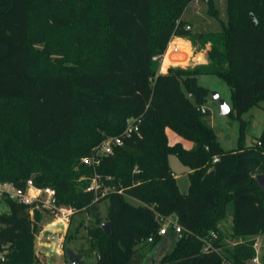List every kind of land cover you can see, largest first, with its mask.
Wrapping results in <instances>:
<instances>
[{
    "label": "trees",
    "instance_id": "1",
    "mask_svg": "<svg viewBox=\"0 0 264 264\" xmlns=\"http://www.w3.org/2000/svg\"><path fill=\"white\" fill-rule=\"evenodd\" d=\"M192 1L0 0V182L24 187L38 172L34 183L53 187L58 205L91 215L94 264H128L138 248L155 244L168 216L182 229L160 264H248L253 238L264 235V191L256 179L264 174V129L245 145L241 120L238 148L224 150L209 111L200 110L208 91L196 83L198 74L223 77L237 117L264 102V0H226L227 20L217 32L191 31L181 15ZM206 2L217 17L213 0ZM171 36L195 48L210 43L208 62L184 68L171 41L164 66L181 67L159 72ZM131 117L140 119L138 133L95 168L80 161L106 136L121 134ZM168 131L191 147L169 144ZM169 155L190 170L187 193ZM94 173L110 188L98 199L87 189ZM105 199L102 218L98 203ZM0 202L7 208L0 212L7 263L42 264L33 251L34 224L46 210L7 196ZM228 203L232 235L241 238L232 247L219 227ZM74 236L66 231L63 249L86 255L71 246Z\"/></svg>",
    "mask_w": 264,
    "mask_h": 264
},
{
    "label": "rangeland",
    "instance_id": "2",
    "mask_svg": "<svg viewBox=\"0 0 264 264\" xmlns=\"http://www.w3.org/2000/svg\"><path fill=\"white\" fill-rule=\"evenodd\" d=\"M208 3L206 0H194L192 1L187 8L182 13L181 17L184 21L190 23L191 31L193 32H217L221 29V23H225L227 20L226 13V0H213V8L216 9L218 16L215 17L208 12ZM177 37V38H176ZM176 38V39H175ZM178 36H171L167 45L164 54L161 57H158L161 62V66L159 65L158 70L160 71V67H181V66H164L168 65L166 62L165 54L169 47V43L171 41L177 42V47H175L176 56L179 59V63L185 65L184 68L189 66H194L197 64H205L208 62L207 53L211 48V44L207 43L204 46L199 48L192 47L191 49V57L188 62V57L190 55V46L188 43H184L183 41H177ZM185 39V38H183ZM37 48H41L42 44H37ZM171 48V47H170ZM170 48L168 51H170ZM198 55H202L203 61L195 60L194 58ZM196 83L207 89V101L203 106L205 110L209 111L207 116L210 125L217 137L220 146L224 150L238 148L239 146V136H240V125L241 120L246 121L244 124L245 132L243 137V144L249 145L250 143L255 142L259 136L261 135L264 129V102L260 103L259 106H252L247 111L239 115L237 117L236 110L233 108V102L231 97V88L227 81L217 75V74H198L196 75ZM213 93L217 94L216 98L213 97ZM224 101L230 108V113L221 114L220 113V105L221 102ZM168 161L171 166V170L174 174H176V183L179 187L180 192L187 193L189 179L188 173L190 172L189 168L184 166L175 155H169ZM38 172H33L30 175V178L34 180V178L39 177ZM127 199L133 204H139L140 202L136 199L127 197ZM61 206L68 207L65 204H60ZM108 201L107 199L102 200L98 203L99 211L102 218L105 217L107 211ZM7 211V208L3 202H0V212ZM43 218L42 221L34 224V241H33V251L42 264H59L65 261V257L63 254H56L55 251H48L47 254L44 252H40L38 250V239L37 236L40 230L50 222L55 213L52 211L46 210L42 212ZM232 207L231 203H228L226 206V214L222 222H220L219 227L222 232L223 242L226 246L232 247L235 242L241 241V238H236L232 235ZM70 221L67 225V232L71 235H74V238L71 241V246H73L76 250H82L86 255L83 256L85 264H94L96 260L95 252H92L90 249V240L88 236V228L93 226V220L91 215H89L85 211L75 212V214L71 215ZM161 223H164L161 220ZM50 229L47 228L45 234L50 232ZM78 229L77 232L75 230ZM168 232L171 235L176 236L178 238V234L173 232L170 228H168ZM160 238L155 242V244L159 241ZM252 248H255L254 243L259 245L258 248V256L259 260L262 263V259L264 258V235L257 236L253 238ZM209 242V241H207ZM206 242V243H207ZM8 248V246H6ZM143 248L149 249L150 246H145ZM77 252V251H75ZM64 253V252H63ZM226 264V263H223ZM248 264H252L250 260H248ZM263 264V263H262Z\"/></svg>",
    "mask_w": 264,
    "mask_h": 264
},
{
    "label": "built area",
    "instance_id": "3",
    "mask_svg": "<svg viewBox=\"0 0 264 264\" xmlns=\"http://www.w3.org/2000/svg\"><path fill=\"white\" fill-rule=\"evenodd\" d=\"M154 60L156 57L153 58ZM201 112L205 111V108L201 107ZM140 123L139 118L131 117L126 119V126L123 132L115 136H106L103 140L100 141L98 145L91 149L89 155L83 156L80 158V161L83 164L89 165L92 168H95L99 163L102 157L110 155L113 153V150L117 146H121L126 138L131 137L133 133H138V125ZM218 158L215 156L212 159V162H216ZM88 190L94 191L96 197H102L106 194L110 188L103 186L99 177L96 173L91 177L90 183L87 187ZM118 192H121L119 190ZM7 196L19 203L26 205H33L37 209H45L55 213L54 218L48 222L39 232L38 236L42 235L47 228H52L51 234L54 238L56 236L55 248L54 251L56 254H63V241L64 236L67 231V225L70 221L71 215L75 212L73 207H64L56 203V191L51 186H38L34 183L33 179L29 178L26 180L24 187H17L12 182H0V200ZM30 214H33V209L30 210ZM161 220L164 223H161L160 228L157 230V235L160 237L167 233L168 228H170L175 233L181 232V226L178 224L176 219L172 216L163 217ZM213 238L216 237L215 234H212ZM147 242L151 243L155 241L154 235L149 236L146 239ZM211 247V242L205 243L204 249ZM255 255L250 259L252 264H262L258 256L259 245L254 243ZM8 250L6 246H2V251L0 252V264L7 263ZM65 264V263H63Z\"/></svg>",
    "mask_w": 264,
    "mask_h": 264
},
{
    "label": "crops",
    "instance_id": "4",
    "mask_svg": "<svg viewBox=\"0 0 264 264\" xmlns=\"http://www.w3.org/2000/svg\"><path fill=\"white\" fill-rule=\"evenodd\" d=\"M187 41L189 42L190 47L192 49L193 47L192 43L189 40ZM189 61H190V58L188 62ZM159 72H165V71H163L160 67ZM168 140H169V144H173L175 142L180 141L185 148H190L192 145L191 142L184 140L182 138H179L177 135H175L171 131H168ZM173 176L176 180V174L173 173ZM51 230L52 229H50V232L48 234H45L46 232L45 231L42 235L37 237L38 250L42 253L44 252L45 254H47L48 251H54V248H55L56 236L54 235V238L52 237ZM159 238H160L159 241L153 246H151L149 249L138 248L134 252V254L131 256V258L129 259L128 264H160L162 257L172 248L174 241L176 240V236L171 235V233L167 231L166 234L160 236ZM63 263H65V261L59 264H63Z\"/></svg>",
    "mask_w": 264,
    "mask_h": 264
},
{
    "label": "water",
    "instance_id": "5",
    "mask_svg": "<svg viewBox=\"0 0 264 264\" xmlns=\"http://www.w3.org/2000/svg\"><path fill=\"white\" fill-rule=\"evenodd\" d=\"M218 95L213 93V97L216 98ZM230 108L226 104V102L222 101L220 105V113L221 114H227L229 112ZM257 183L260 186V188L264 191V174H257L256 175ZM102 229L104 232L109 235L111 230V223L109 221L102 222ZM64 253L66 256L67 264H85V261L83 259V254L79 252H75L71 247L66 246L64 248Z\"/></svg>",
    "mask_w": 264,
    "mask_h": 264
}]
</instances>
